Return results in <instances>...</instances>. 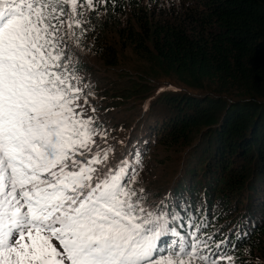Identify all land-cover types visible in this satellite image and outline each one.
<instances>
[{"label":"snow or ice","instance_id":"6c2138e0","mask_svg":"<svg viewBox=\"0 0 264 264\" xmlns=\"http://www.w3.org/2000/svg\"><path fill=\"white\" fill-rule=\"evenodd\" d=\"M109 2L0 0V264H235L207 223L170 227L179 213L150 208L97 143L108 131L76 65Z\"/></svg>","mask_w":264,"mask_h":264},{"label":"trees","instance_id":"16d2710c","mask_svg":"<svg viewBox=\"0 0 264 264\" xmlns=\"http://www.w3.org/2000/svg\"><path fill=\"white\" fill-rule=\"evenodd\" d=\"M102 10L89 16L84 49L124 44L149 62L142 73L190 89L161 98L171 115L148 116L131 145L140 156L130 161L139 164L151 139L169 150L200 144L165 206L181 216L169 226L185 235L190 229L180 224L203 221L202 232L236 246L228 245L235 264H264V0H110ZM195 181L203 212L188 204Z\"/></svg>","mask_w":264,"mask_h":264},{"label":"rangeland","instance_id":"374dc122","mask_svg":"<svg viewBox=\"0 0 264 264\" xmlns=\"http://www.w3.org/2000/svg\"><path fill=\"white\" fill-rule=\"evenodd\" d=\"M102 8L98 10L99 18L104 14ZM114 26L111 24L107 29L110 39L114 36L112 32ZM103 46L102 49L100 46L90 44L88 50L83 49L78 53L86 64V68H82L79 74L84 82L90 85L94 96L89 97V103L97 109L96 113L93 114L89 110L88 114L94 115L97 123L103 125V128L108 131L107 143H103L99 138L97 143L102 147L111 146L114 150L109 160L111 165H120L122 160H127L129 171L138 172L137 185L145 189L146 203L150 208L165 207L171 200L173 188L181 180L186 164L191 162L192 156L202 152L200 144L197 142L188 147L182 145L169 150L164 145H157L155 140L151 139L148 151H143L147 154L141 155L143 159H139L142 160L139 164L136 161H130L134 154L137 158L140 156L137 145L133 150L131 145L135 143L133 140L136 138L139 125L148 116L156 115L159 118L162 115L168 119L171 115V109L165 106L164 109L162 104H159L161 98L172 91L190 89L171 76L142 73V68L149 62L135 53L131 47L119 44L111 50L107 49L105 44ZM97 49L100 52L96 53ZM133 85L138 87L132 88ZM123 87L129 89L121 91L119 88ZM194 92L199 93V91ZM156 105L161 106L156 107ZM130 162L132 165L129 166ZM197 188L198 183L195 181L194 191L188 204L195 212H203L206 205L202 197L195 196ZM258 201L260 199L254 202ZM208 210L209 214H212L210 205Z\"/></svg>","mask_w":264,"mask_h":264}]
</instances>
